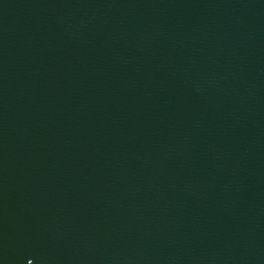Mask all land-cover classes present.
Masks as SVG:
<instances>
[{
  "label": "water",
  "instance_id": "obj_1",
  "mask_svg": "<svg viewBox=\"0 0 264 264\" xmlns=\"http://www.w3.org/2000/svg\"><path fill=\"white\" fill-rule=\"evenodd\" d=\"M264 264V0H0V264Z\"/></svg>",
  "mask_w": 264,
  "mask_h": 264
},
{
  "label": "snow or ice",
  "instance_id": "obj_2",
  "mask_svg": "<svg viewBox=\"0 0 264 264\" xmlns=\"http://www.w3.org/2000/svg\"><path fill=\"white\" fill-rule=\"evenodd\" d=\"M29 264H31V262H29Z\"/></svg>",
  "mask_w": 264,
  "mask_h": 264
}]
</instances>
